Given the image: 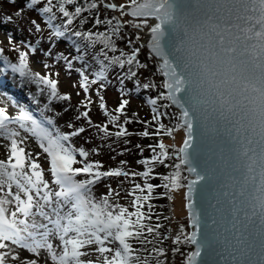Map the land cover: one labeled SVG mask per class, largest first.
<instances>
[{
    "label": "snow or ice",
    "instance_id": "1",
    "mask_svg": "<svg viewBox=\"0 0 264 264\" xmlns=\"http://www.w3.org/2000/svg\"><path fill=\"white\" fill-rule=\"evenodd\" d=\"M25 6L43 17L50 41L69 40L78 53H60L57 58L69 70L73 61L81 62L74 70L84 99L76 107L74 120H83L86 126L70 121L65 132L51 118L37 119L24 108L13 116L0 107V138L7 141L0 145L4 148L0 153V264H8L9 259L15 264H150L149 258L166 264L167 250L160 245L168 239L175 245L172 253L183 256L182 264H207L210 256L219 257L214 264H264V0H127L120 4L26 0ZM100 6L118 12L119 18L101 19ZM126 15L132 19L124 20ZM89 16L93 28L103 25L104 30H74V22L83 25ZM149 18L155 22L149 23ZM31 23L37 33L42 32L40 24ZM126 26L137 30L134 37L126 39ZM117 41L125 42L129 50L118 47ZM97 45L102 46L91 54L90 63L85 58L87 50ZM26 47L29 51L19 52L18 64L7 59L4 64L47 88L49 102H70L69 94L58 92L57 79L30 70L28 56L37 48ZM144 48L147 59L157 62L153 75L161 77L159 84L148 79L140 82V70L148 68L139 59ZM44 54L52 55L51 48ZM112 72L121 85V99L109 110L101 93L111 82ZM125 81L134 85L129 91L156 93L145 99L149 120L135 119L138 113L126 115L130 101L124 98ZM93 85H98V109L104 123H94L90 116ZM173 106L178 112L170 117L168 109ZM173 117L174 126L164 123ZM132 123L142 124L143 130L129 131L127 125ZM210 123L214 131L224 134L222 167L210 159L202 161L199 154L201 129ZM90 129L101 141L133 135L154 139L146 146L147 157L144 146L136 145L141 155L136 164L143 170L128 168L126 160L103 170L101 161L90 159L100 154L99 147L86 149L74 143V138ZM179 129L184 130L179 146L158 139L171 137ZM21 130L35 139L40 151L29 150L30 137L22 136ZM129 143L124 139L125 145ZM128 151L124 148L117 155ZM42 155L47 170L40 162ZM160 166L171 171L159 173ZM185 171L189 175H183ZM119 177H124L121 185L125 181L132 185L127 190L132 210L115 202L121 195L120 185H105L107 191L100 196L94 191L102 181ZM137 178L142 182H135ZM154 179L162 183L154 184ZM158 188L166 190L159 195L169 200L173 191L187 189L183 195L187 226L180 224L172 237L160 233L159 215L152 223ZM197 191L202 200L206 198L199 209L193 200ZM181 246L195 247L185 254ZM141 252L146 256L142 258Z\"/></svg>",
    "mask_w": 264,
    "mask_h": 264
},
{
    "label": "rangeland",
    "instance_id": "2",
    "mask_svg": "<svg viewBox=\"0 0 264 264\" xmlns=\"http://www.w3.org/2000/svg\"><path fill=\"white\" fill-rule=\"evenodd\" d=\"M114 1L118 3L127 2V0ZM23 2L24 0H0V48L3 49V53L0 54V107H4L8 111L9 115L13 116L18 114L20 108H24L32 112V114L34 113L33 109H41L43 114L50 115L48 118H51L57 127H64L65 130H69L66 125L72 120L74 114L76 113V107L78 103L84 99V92L79 88L78 73L74 70L75 68L81 66V62L73 61V69L69 70L66 66V62L62 59H58L57 57L60 53H63L67 56L70 52L72 55H78L75 49L61 42H40L35 46V48H37V51L35 53H30L28 56L30 70L33 73L40 72L42 75L49 74L51 75V78L57 79L59 81L58 92L61 94H69L71 96L70 102L59 101L55 99L49 102V90L47 88H45L43 85L36 84L29 77H21L19 73H14L11 68L3 62L4 59H7L9 63L18 64L19 52L29 51L28 47H26L27 45H31V40L28 41L29 36H34L33 34H36V30L33 29V24L31 23V21H38V18L35 17L33 13H30V11L25 9ZM106 2H111V0H106ZM100 7L104 12H107L111 16H117L119 18L118 12L105 10L103 6ZM4 15L9 19V21L6 20ZM123 19L128 20L132 18L126 15L125 17H123ZM150 22L151 21L149 20V23ZM124 29L126 30V32H132L133 34H135L137 31L135 28H132L130 26H126ZM128 35L132 36V34L130 33H128ZM50 48L52 50V55L46 56L44 53ZM120 48H124L125 51L129 50L125 44H123V47ZM147 57L148 50L147 48H144L139 58L141 61L148 64V68L140 70V80L144 82L146 79L154 80L157 84H159L161 77H159L158 74L153 75L157 67L156 60H149L147 59ZM45 63L49 65L48 68L43 67ZM56 73H58L59 75H55ZM114 76L115 72H112L109 77L111 82L108 83L106 81V83H108L107 89L102 92V95L107 101L109 110L114 105L115 96L117 95L116 90L119 85V82L114 78ZM73 85H75V87ZM42 88L44 89L43 92L41 91ZM97 88L98 85H93L90 88V96L93 101L98 100L96 96ZM77 92L80 93L79 96L76 95ZM129 101V104L131 106L137 108L141 107L142 111H146L147 114H150L149 108L144 104V98L140 96H132ZM46 105L47 107H45ZM92 107L93 118L97 120L103 119V117L99 113L98 105L95 104V102L94 106L92 105ZM64 108H69V111L65 113L63 111ZM171 109L174 111V113H177V111L173 107H171ZM173 111H168L170 117H172ZM165 121L170 127L174 126L177 123L174 117ZM10 127L14 129L16 128L15 125H10ZM21 135H27L28 137H30V134H25L22 130ZM183 139L184 130L179 129L171 136L170 143L179 146L180 144H182ZM80 141L81 139L78 140L79 143ZM3 144H7V141L0 138V145ZM83 144L84 142H82V145ZM75 145L79 146L78 143ZM27 146L29 150L40 151L35 144L34 138H29ZM134 150L136 149L134 148ZM134 150L132 149V151ZM0 153H4V148L0 147ZM117 153L118 152L116 150H103L99 155H94V158H102L110 165V167H116L119 164L120 160H128V168L136 171L143 170V167L141 165L136 164V161L138 160L137 158H135L137 156L136 151L132 152V155L134 156L130 155V157H126L125 159H123V155H117ZM112 156H115L116 159H111ZM40 162L45 170H47V163L44 155L40 157ZM183 175H185V173H183ZM114 179L115 178H108L98 184L94 189L96 195H102V193L106 190L105 185H107L108 182L109 184L115 183ZM184 193V189L173 191L172 193H170V195L173 197L172 200L167 199V197L165 196L167 205L166 209L169 216V221L171 222L170 232L172 233V236H174L178 231L180 224H184L185 226H187V213L184 207L185 200L183 199ZM187 230L189 231V228ZM189 248L191 250L190 246ZM181 251L185 253L187 251V248L181 246ZM24 255L29 256L30 254L24 253ZM91 258L95 259V255H93ZM171 258L173 260L171 262L172 264H182L183 262V256L180 253H176L175 255L172 254ZM8 264H15V262H12L9 259Z\"/></svg>",
    "mask_w": 264,
    "mask_h": 264
},
{
    "label": "trees",
    "instance_id": "3",
    "mask_svg": "<svg viewBox=\"0 0 264 264\" xmlns=\"http://www.w3.org/2000/svg\"><path fill=\"white\" fill-rule=\"evenodd\" d=\"M54 2H55V0H54ZM23 4H24L25 9L28 10L26 8V6H25L26 5V0H24ZM98 10L100 12V18L101 19H104L106 15L108 17H111V15L108 14L107 12H104L101 7ZM28 11H30V13H33V15L38 18V21H36V22L38 24H40L41 25V28H42V32L37 33L35 31L36 34H33L34 36H29L28 41L31 40L30 41L31 42V45L34 46V47L36 45H38L36 43V41H38V40L40 42H53V41H50L48 39L49 30L44 25L43 17L41 15H39L37 13V11H35V10H28ZM57 14L59 15V13H57ZM85 15H88V14L86 13ZM4 17L6 18L7 21H9V19L5 15H4ZM9 18H10V16H9ZM10 20H12V19H10ZM72 27L74 28V30H80V31H85V30H88V29H92L93 31H96V30L103 31L104 30V26L103 25L99 26V29L93 28L92 17L91 16H89V19H88V21L85 24L79 25L78 21H76V22H74V24H73ZM33 29H35L34 25H33ZM123 32L126 34V39H127L128 33L132 34V37L135 36V34H133L132 32H126L125 29L123 30ZM76 39L82 45H83V43H86V42L80 41L79 38H76ZM58 42L65 43V45H69L71 48L75 49L72 46L71 41H69V40H63L62 39L60 41H57L56 43H58ZM117 44H118V47H123V44H125V42H123V41H117ZM101 46L102 45H97L93 49H88L87 50V52L89 54H86V57L85 58L88 59L90 63H92L91 58H90L91 54H95V52L98 51L99 47H101ZM140 82H141V84L144 83V81H141V80H140ZM120 87H121V85L119 84L118 87H117V90H116L117 91V95L115 96L114 105L111 107L110 110L114 109L119 104V102H120V99H121V93L119 91ZM133 87H134V85H133V83L131 81H125L124 88H125L127 94L124 96V98L130 100V98L132 96H140V97L144 98V104H145V106H147L146 103H145L146 97L149 96V95H151V94H154L155 95V93L154 92H145L143 90H141L139 93L134 92V91H129V90L133 89ZM94 102L97 105L99 103L98 100L97 101H94ZM92 105L94 106V103ZM92 105L90 106L91 107L90 116H91L93 122L94 123H104L105 122L104 119H98L97 120V119L93 118V114H92V108L93 107H92ZM147 107L149 108V106H147ZM83 110L84 109L81 107L80 108V111H83ZM168 111H173V110L170 108V109H168ZM33 112H34L33 115L37 119H41L42 116L43 117H49L50 116L49 114H43L41 109H39V110L33 109ZM133 113H138V117H136L135 119H139V120H142V121L143 120H149L150 117H151V113L150 114H147L146 111H142L141 110V107H138L137 108V107H133L130 104H128V106L126 108V115L128 117H131ZM173 113H174V111H173ZM75 115H76V113L74 114L71 122H73L74 124H77V125H84V126H86L85 125V122L83 120H81V121H75L74 120ZM121 120H123V117H121ZM164 123L166 125H168L166 123V121H164ZM143 127L144 126L142 124H138V123H132V124L127 125V128L129 129V131H132V132L142 131L143 130ZM60 129H61V131H65V132L69 131V130H65L64 127H61ZM110 130L111 131H115V128H111ZM149 130L150 131L152 130L151 127L149 128ZM80 139H81V141H80V145L79 146H84L86 149H91L93 147H99L100 148V153L103 150H105V151L116 150L117 152H120L124 148L130 149V151L126 152L123 155V159H125L126 157H130V155H132V152H135V151H136V154H137V156L135 158H137V159H140L141 158L139 149L136 148V145L137 144H140L141 146H144L143 156L144 157H147V156L150 155V151H149V149L146 146L148 144L155 143V140L154 139L140 138L139 136H136V135L129 136V137H126V138H116V137L113 136L110 139L101 141L99 139L98 134L96 133L95 129H90L89 131H86L85 133H83L80 137L74 138V142L77 143L78 140H80ZM124 139H128L130 141V143L128 145H125L124 144ZM158 139H160L165 144H168V145L173 144V143H170L171 137L161 135ZM85 140H88L89 142L88 143H85ZM82 142H84L83 145H82ZM109 145H111V148H109ZM134 148L136 150H134ZM132 149L134 151H132ZM132 156H134V155H132ZM90 159L101 161L103 163V165H104V169L103 170H107L110 167V165L106 161H104L102 158L95 159L94 156H91ZM127 162H128V160H127ZM168 163H171V161H168ZM156 170L159 173H162V174H167L168 172L171 171V169H166V168H164L162 166L158 167ZM81 178H83V177H81ZM121 181H124V177L115 178L114 179V182L115 183H111V186L113 188H117V186L120 185V189L119 190L121 191V195L118 198V200L115 201V202H118V203H120L123 206L129 207V210H132L131 207H130V202H131L132 197H130V196L127 195V190L130 189L132 185L130 183H128L127 181H125L121 185ZM135 182H142V181H140V179L137 178ZM151 182L154 183V184L162 183V181L159 180V179H154ZM108 184H109V182H108ZM106 191H107V189L102 194H104ZM165 191L166 190L163 189V188H158V189L155 190V194L157 195V198L152 201V203L155 205V207H154V213H155V215H153L152 223L157 222L155 217H156V215H159L160 216L159 223H161L163 225V227L159 230L160 233L162 235L163 234H167L169 237H172V233L169 231V229L171 228V222L169 221V219H167V220L164 219V217H168L169 218L168 213H167V209H166L165 196H160L159 195L160 193L165 192ZM160 246L163 247V248H165L167 250L166 264H172L171 262L173 260L171 258V255L173 253H172L171 249L173 247H175V245H172L171 239H168V240H165L163 242V244L160 245ZM135 247L139 248L140 245L137 244V245H135ZM184 247L187 248V251L190 250L189 246H184ZM187 251L185 252V254L187 253ZM140 255L143 258V257L146 256V253L141 252ZM160 259H165V258L164 257H161ZM149 261H150V264H155V258H149Z\"/></svg>",
    "mask_w": 264,
    "mask_h": 264
},
{
    "label": "water",
    "instance_id": "4",
    "mask_svg": "<svg viewBox=\"0 0 264 264\" xmlns=\"http://www.w3.org/2000/svg\"><path fill=\"white\" fill-rule=\"evenodd\" d=\"M111 2H114L117 4V2L114 0H111ZM150 19L151 18H149V20ZM153 21L154 20H152V22ZM142 40H143V38H142ZM173 108L178 112V109H176L174 106H173ZM213 127L214 126L210 123L208 125L207 129H201V135L199 138V154H200L202 161L210 159L211 161L215 162L217 165H220L222 167L223 165H222L221 160H220V152L224 146L223 142H222L224 139V134H223V131L219 130V129L214 131ZM184 173L186 176L189 175L186 171ZM186 191H187V189L185 188L184 192H186ZM219 198L221 200L224 199L222 196ZM193 200L197 204V208L199 209L205 203L206 198H204L202 200L201 194L199 193V191H197L193 194ZM212 202L215 203V200H213ZM185 203H186V201H185ZM186 213H187V210H186ZM191 230L192 229L189 228V231H191ZM190 247H191L190 251H192V250H194L195 246H190ZM202 255H203V253H202ZM199 260H200V258H198V262H199ZM206 260H207V264H214V261L219 262V257L210 256V257H207Z\"/></svg>",
    "mask_w": 264,
    "mask_h": 264
},
{
    "label": "bare ground",
    "instance_id": "5",
    "mask_svg": "<svg viewBox=\"0 0 264 264\" xmlns=\"http://www.w3.org/2000/svg\"><path fill=\"white\" fill-rule=\"evenodd\" d=\"M150 21H151L150 23H154V21L152 22V20H151V19H150ZM142 38H143V37H142ZM141 42H142V41H141Z\"/></svg>",
    "mask_w": 264,
    "mask_h": 264
}]
</instances>
